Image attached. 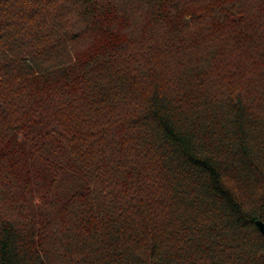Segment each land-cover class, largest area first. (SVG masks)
Listing matches in <instances>:
<instances>
[{
	"label": "trees",
	"instance_id": "16d2710c",
	"mask_svg": "<svg viewBox=\"0 0 264 264\" xmlns=\"http://www.w3.org/2000/svg\"><path fill=\"white\" fill-rule=\"evenodd\" d=\"M258 219L264 0H0V264H264Z\"/></svg>",
	"mask_w": 264,
	"mask_h": 264
},
{
	"label": "rangeland",
	"instance_id": "374dc122",
	"mask_svg": "<svg viewBox=\"0 0 264 264\" xmlns=\"http://www.w3.org/2000/svg\"><path fill=\"white\" fill-rule=\"evenodd\" d=\"M33 102H28V103H26V98L25 99H23V102H21L20 100H16V102L14 103V106L17 108V109H21V108H23L24 106H28V105H30V104H32ZM27 104V105H26ZM30 109V108H29ZM25 114H26V112H24ZM13 120H15V118L13 119ZM22 122H23V119H22ZM38 124H40V125H37L38 127H36V125L34 126L33 125V127H32V129H34L35 128V131H34V133H33V137L34 138H32V139H29L30 141H34V140H38L37 138H38V134H40L39 135V138H41L42 136H41V134H42V132L40 131V129H39V127H42V123H38ZM16 134H18V136H20L21 138H22V134L20 133V132H18V133H16ZM27 135V134H26ZM25 135V136H26ZM28 136V135H27ZM19 137V138H20ZM26 139H27V137H26ZM23 140V139H22ZM109 140H110V142H111V144L110 143H108V142H105V152H107V150L109 151L108 152V154L110 153V152H114V153H116L115 155H114V157L116 158V157H118V155H117V151L119 150L118 149V145H117V139H115L114 137H110L109 138ZM106 155V153H104V156ZM251 199H253V197L251 196L250 197ZM251 199H249V200H251Z\"/></svg>",
	"mask_w": 264,
	"mask_h": 264
},
{
	"label": "water",
	"instance_id": "95a60500",
	"mask_svg": "<svg viewBox=\"0 0 264 264\" xmlns=\"http://www.w3.org/2000/svg\"><path fill=\"white\" fill-rule=\"evenodd\" d=\"M257 224L259 225L261 231H262L263 234H264V221L261 220V219H258V220H257Z\"/></svg>",
	"mask_w": 264,
	"mask_h": 264
}]
</instances>
